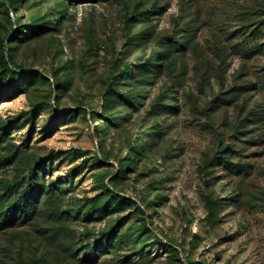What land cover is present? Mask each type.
I'll return each instance as SVG.
<instances>
[{
  "label": "rangeland",
  "instance_id": "rangeland-1",
  "mask_svg": "<svg viewBox=\"0 0 264 264\" xmlns=\"http://www.w3.org/2000/svg\"><path fill=\"white\" fill-rule=\"evenodd\" d=\"M0 264H264V0H0Z\"/></svg>",
  "mask_w": 264,
  "mask_h": 264
}]
</instances>
